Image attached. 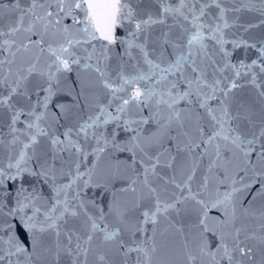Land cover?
<instances>
[{
	"label": "snow or ice",
	"instance_id": "1",
	"mask_svg": "<svg viewBox=\"0 0 264 264\" xmlns=\"http://www.w3.org/2000/svg\"><path fill=\"white\" fill-rule=\"evenodd\" d=\"M0 264H264V0H0Z\"/></svg>",
	"mask_w": 264,
	"mask_h": 264
}]
</instances>
